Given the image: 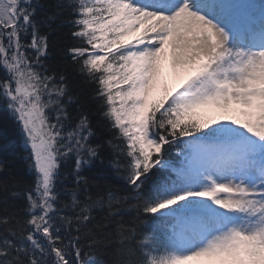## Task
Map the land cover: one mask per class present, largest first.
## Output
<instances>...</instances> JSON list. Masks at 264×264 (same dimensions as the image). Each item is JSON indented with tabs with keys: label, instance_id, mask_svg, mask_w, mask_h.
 Masks as SVG:
<instances>
[{
	"label": "snow or ice",
	"instance_id": "6c2138e0",
	"mask_svg": "<svg viewBox=\"0 0 264 264\" xmlns=\"http://www.w3.org/2000/svg\"><path fill=\"white\" fill-rule=\"evenodd\" d=\"M54 7L39 21L40 0H0V107L33 175L0 185V264H94L92 252L111 245L112 264H264V3ZM61 16L106 135L87 101L70 111L78 98L45 63L41 24ZM69 161L72 186L61 187ZM97 162L122 194L103 172L90 191L82 171ZM94 210L104 213L95 224Z\"/></svg>",
	"mask_w": 264,
	"mask_h": 264
},
{
	"label": "trees",
	"instance_id": "16d2710c",
	"mask_svg": "<svg viewBox=\"0 0 264 264\" xmlns=\"http://www.w3.org/2000/svg\"><path fill=\"white\" fill-rule=\"evenodd\" d=\"M55 2L56 0H40V3L44 5V8L37 9L36 19L44 21L45 17L52 15V13L56 11L54 7ZM63 19L64 17L62 16L57 17L51 22V27L46 23L41 24V34H47L48 41V52L45 63L50 69L64 73L71 94L74 98H78L76 99V102L70 106V111L75 114L77 104L87 101L86 107L89 111L94 129L97 133L106 135L107 125L101 120L99 114L95 111V102L90 98L92 96L93 86L85 80L84 76L80 73L78 66L72 62L71 56L68 53V49L73 46L75 41L72 38L69 27L61 24ZM0 76H3L2 71H0ZM25 155L26 153L24 152L21 136L14 120L2 107H0V160H4L8 163V168L3 172H0V185L13 178L20 181L21 184H26L33 180V175L29 171L28 163L23 158ZM73 166L74 162L69 161L62 167L65 179L63 180L61 187L72 186L73 178L69 176L68 173ZM101 172L108 177V183L111 187L120 190L122 194L124 182L119 176L110 170L107 162H105L103 166L99 165L97 162L95 166L85 167L82 171V175L89 180L90 191L95 194L98 190L96 187L97 182L94 178ZM2 195L3 191L0 189V196ZM61 199L69 201L70 196L62 195ZM14 202L22 206V200L20 198H16ZM129 212H131V210L126 209L125 213L120 218L126 222L132 220L133 216L129 215ZM94 215L96 216V220L93 221L95 224L96 222L101 221L104 213L99 210H94ZM89 226L91 227L92 225ZM114 229V224H107L105 231L112 233L114 232ZM2 231L3 229L0 228V233H2ZM82 243L86 244L87 242L82 241ZM115 248L116 245H111L94 250L92 252L94 264H112V261L116 259L114 256Z\"/></svg>",
	"mask_w": 264,
	"mask_h": 264
}]
</instances>
